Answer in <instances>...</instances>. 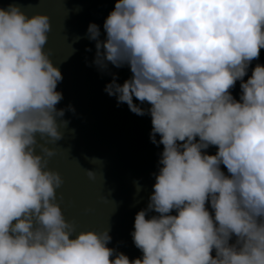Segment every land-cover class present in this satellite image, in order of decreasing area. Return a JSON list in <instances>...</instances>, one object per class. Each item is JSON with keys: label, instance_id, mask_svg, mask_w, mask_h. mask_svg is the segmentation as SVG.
<instances>
[{"label": "clouds", "instance_id": "9594fccd", "mask_svg": "<svg viewBox=\"0 0 264 264\" xmlns=\"http://www.w3.org/2000/svg\"><path fill=\"white\" fill-rule=\"evenodd\" d=\"M103 27L105 41L95 23L87 30L94 63L132 73L105 91L147 111L163 145L131 234L143 256L130 260L107 246L108 230L77 231L65 218L64 179L48 167L68 123L56 107L63 76L44 50L50 17L9 4L0 7V264H264V65L243 79L264 49V0H117Z\"/></svg>", "mask_w": 264, "mask_h": 264}, {"label": "water", "instance_id": "95a60500", "mask_svg": "<svg viewBox=\"0 0 264 264\" xmlns=\"http://www.w3.org/2000/svg\"><path fill=\"white\" fill-rule=\"evenodd\" d=\"M116 2L0 0V7L7 9L9 4H17L29 17L36 13L50 17L51 31L44 50L63 76L56 89L63 98L56 107L64 109L65 115L59 119L68 123L61 128L63 139L49 145L57 154L49 160L48 167L64 179L62 187L57 189V202L65 218L74 221L77 231L108 230L112 239L107 246L134 260L143 256L131 235L135 216L148 208L155 176L162 167L159 160L163 145L158 143L159 134H156L157 143L151 140L152 123L147 111L145 115H137L126 103H118L115 96L105 91L114 77L121 85L130 79V67L117 68L106 62L107 67L102 69L94 63L97 41L88 37L89 24L98 25V39L105 41L103 25ZM257 64L264 65L260 56L249 65L244 82ZM240 84L237 81L230 89L238 101ZM133 102L142 109L150 108L147 102L141 103L135 97ZM217 150L216 146H209L204 151L215 155ZM220 167L225 175H230L226 167ZM85 169L96 172L94 181L88 179ZM206 208L214 216L210 200ZM170 214L176 215L177 210ZM158 215L149 210L146 218ZM235 242L233 236L229 243ZM212 255L215 256V250ZM114 258L115 255L111 259Z\"/></svg>", "mask_w": 264, "mask_h": 264}, {"label": "trees", "instance_id": "16d2710c", "mask_svg": "<svg viewBox=\"0 0 264 264\" xmlns=\"http://www.w3.org/2000/svg\"><path fill=\"white\" fill-rule=\"evenodd\" d=\"M260 57L263 59V61H264V49H261L260 50Z\"/></svg>", "mask_w": 264, "mask_h": 264}]
</instances>
